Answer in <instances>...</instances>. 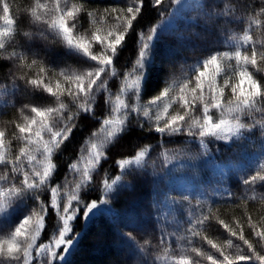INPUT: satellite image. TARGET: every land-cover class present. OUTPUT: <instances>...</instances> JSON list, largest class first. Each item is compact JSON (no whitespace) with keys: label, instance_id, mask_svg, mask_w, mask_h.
Masks as SVG:
<instances>
[{"label":"snow or ice","instance_id":"obj_1","mask_svg":"<svg viewBox=\"0 0 264 264\" xmlns=\"http://www.w3.org/2000/svg\"><path fill=\"white\" fill-rule=\"evenodd\" d=\"M92 3L0 0V61L10 65L0 81V264H71L68 256L81 242L75 225L81 220L94 225L111 213V200L121 188H134L149 166L157 175L153 146H136L131 155L114 159L117 174L104 172L102 195L89 197L103 163L112 158V147L130 126L158 135L162 167L187 154L164 147L173 138L195 142L197 156L206 159L212 157V144L216 151L220 144L232 148L235 164L210 162L235 170L242 192L236 196L225 190L226 198L242 215L226 221L218 205L201 198L203 192L173 196L160 190L154 219L134 212L120 220L129 230L115 234L126 245L128 264H264V0H225L222 5L215 0H113L102 8ZM182 9L196 15L185 12L177 18ZM149 11L160 22L138 30ZM20 19L29 21L27 30L20 29ZM168 38L182 49L199 47L201 54L178 74L170 73L145 100L152 91L150 77L159 71L155 58L161 41ZM129 39L136 58L121 72L117 64ZM57 44L86 67H60L49 60L45 53ZM168 51L175 54L176 49ZM113 81H118L115 92ZM98 97L107 109L102 117L96 116ZM82 116L99 127L67 164L64 180L55 183L57 154L75 135ZM254 138L260 147L251 161L247 147ZM250 203H259L261 214L254 216ZM177 212L186 213L182 225ZM212 222L227 233L223 243L205 234ZM173 223L177 228L169 231Z\"/></svg>","mask_w":264,"mask_h":264},{"label":"trees","instance_id":"obj_2","mask_svg":"<svg viewBox=\"0 0 264 264\" xmlns=\"http://www.w3.org/2000/svg\"><path fill=\"white\" fill-rule=\"evenodd\" d=\"M27 0H16V3L24 4ZM113 0H93V7H105ZM195 0H182V3H194ZM217 4H223L225 0H215ZM169 12H175L174 8H170ZM187 12L190 16H195V12H188L187 9H182L180 13L177 14V18L180 15ZM160 22V17H158L154 12H146L142 21L137 25L138 30L143 28L144 30L152 24ZM19 27L21 30H27L30 25L27 19L19 20ZM234 31L239 32L241 29L239 27H234ZM167 35V34H165ZM223 37H221V40ZM20 43L23 41L20 37H17ZM224 50L221 45H216ZM176 49L175 54H170L168 49ZM168 54V55H167ZM201 54V49L199 47L192 49H182L174 43L171 38L161 41V51L160 54L155 58L156 67L159 69L155 74L150 77V86L152 91L148 92L144 96V99H149L152 95H155L159 90V87L163 86L164 79L172 72L179 73L182 65H187L193 63V57ZM45 55L49 60L54 61L60 67H65L67 65H72L73 67H86L82 65L77 57L66 54V50L60 44L55 45L52 51L46 52ZM166 55L168 56L166 58ZM136 58V45L132 39H129L126 48L121 52L119 56V61L117 67L121 72L125 68H131L132 62ZM10 65L7 62L0 61V81L5 80V74ZM113 92L116 91L118 87V81L111 82ZM19 97L17 101L19 102ZM40 99V97H37ZM98 105L96 108V116L102 117L107 111L100 97L97 98ZM47 102V101H45ZM9 116L12 115L14 109H9ZM8 117H5L7 119ZM79 128L76 130L75 135L71 138L69 142L66 143L61 153L57 154L56 163L58 165V170L54 182L60 183L64 180V176L67 170V164L71 163L76 159L79 154V149L84 143L85 139L90 135L92 131H95L99 124L90 118L82 116L79 121ZM257 135H259L257 133ZM186 137L173 138L171 143L164 145L167 149L173 146H182L184 144L191 145V159L196 162L197 167L192 169L191 174L182 179V188L187 189L191 185H194L196 189H200L203 192V199L213 201V207L225 206L227 211L223 213L221 218L226 221L230 220L232 216L240 217L242 213L239 210H233L231 202L227 201L226 191L231 190L236 196L241 195L242 189L238 187L235 183L234 169L232 171L225 169L223 167L217 168L211 162L210 159H216L217 163L222 161H231L235 164L233 159L235 153L232 148L219 145V151H216L218 147L216 144L210 145L213 149L211 158L198 157V148L195 142H186ZM145 144H151L154 151L151 153V161H155V170L157 175H153V168L149 166L146 172L140 174V179L135 183L134 188H121L120 194L112 199L110 202V207L112 208L111 213H104L103 219L97 220L96 224H92L90 221L85 223L83 220L79 221L75 225L76 231L81 233V242L77 249L74 250L73 254L68 256V260L71 264H128L127 261V251L126 245L120 243V238L115 233L117 231H128L129 229H122L120 220L126 218L129 214L138 212L144 216L145 219L155 218V207L153 195L156 194L160 186L163 184L164 187H169L168 182L165 181V169L161 167V162L157 161V153L161 151L159 144V137L157 134H148L147 132H142L134 126L129 127L128 133L125 135L124 140L119 144L115 145L111 149V157L106 163H103V168L100 170V175L96 177V183L89 190L90 198H97L101 196L102 193L99 191V180L104 175V172H109L110 175L114 176L117 174V169L114 166V159L118 158V154H123L125 156L131 155L136 146H142ZM259 143L254 138L249 142L247 147L248 159L254 161L259 153ZM16 144L13 143V150H15ZM231 176V179L228 177ZM131 180V177L127 178ZM161 183V185H158ZM174 185L175 182H171ZM198 183V184H197ZM193 184V185H192ZM158 185V186H157ZM163 187V186H162ZM165 189V188H164ZM47 195V193H46ZM43 198V197H42ZM161 199H163L161 197ZM143 201V203L141 202ZM261 208L259 203H250L249 211H252L254 216L258 209ZM116 213L119 216L115 215ZM151 214V215H150ZM176 219L183 223L186 218V213L181 216L179 212L176 214ZM53 221L49 220L50 232L52 229ZM177 224L173 223L168 226L169 231H175ZM158 227V226H157ZM152 231V229H149ZM159 235V232L156 233ZM209 238L215 240L217 243H223L227 238V233L215 222H212L206 233ZM247 234V229H246ZM175 247V245H174ZM122 248L124 249L122 251ZM208 246L205 244V250Z\"/></svg>","mask_w":264,"mask_h":264},{"label":"rangeland","instance_id":"obj_3","mask_svg":"<svg viewBox=\"0 0 264 264\" xmlns=\"http://www.w3.org/2000/svg\"><path fill=\"white\" fill-rule=\"evenodd\" d=\"M167 55H166V58L168 57ZM191 147H192L191 145L188 146V145L184 144L182 146H173V147L168 148L170 150V153L174 152L177 149H185L187 154L185 156H183V157H180L177 160H174L172 162V164L167 165L166 167H164V169L166 171L165 172V175H166L165 181L169 183L168 184L169 187L168 188L164 187L163 184L161 185V183H159L158 185H161V186L158 189V191H160V190L168 191L169 195H173V196H178L182 192L185 193V194L193 193V194H197V195H199L201 193L200 192L201 190L200 189H196L193 184H192L193 185L192 189H191V185L187 189L182 188V185H181L182 184V179L186 178V176H189V174L193 173L192 169L197 167L196 162L194 160H192V159H189V156L191 157V152L193 151V149H191ZM158 154H159V152L156 155L157 161L159 160L161 162V164H162L161 159L158 158ZM171 182H175V184L171 185L172 184ZM172 189H174L175 191H171ZM157 192H156L155 195H153L154 207H155V202L157 200ZM161 197L163 198V196H161ZM201 198L203 199V196ZM141 202L143 203V201H141ZM219 207L221 208V216H222L223 213L225 212L226 208L223 205L219 206ZM259 214H261V213L258 212V213L255 214V216L259 215Z\"/></svg>","mask_w":264,"mask_h":264}]
</instances>
